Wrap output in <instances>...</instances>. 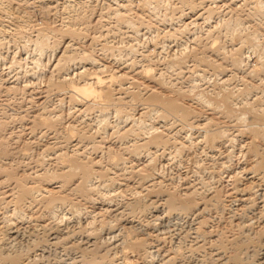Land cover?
<instances>
[{
  "label": "clouds",
  "instance_id": "obj_1",
  "mask_svg": "<svg viewBox=\"0 0 264 264\" xmlns=\"http://www.w3.org/2000/svg\"><path fill=\"white\" fill-rule=\"evenodd\" d=\"M0 264H264V0H0Z\"/></svg>",
  "mask_w": 264,
  "mask_h": 264
},
{
  "label": "rangeland",
  "instance_id": "obj_2",
  "mask_svg": "<svg viewBox=\"0 0 264 264\" xmlns=\"http://www.w3.org/2000/svg\"><path fill=\"white\" fill-rule=\"evenodd\" d=\"M247 188H248V184H244V185H242L241 186V191H245V190H247ZM50 191H54L53 189H49ZM228 195H231V193L229 192V193H227Z\"/></svg>",
  "mask_w": 264,
  "mask_h": 264
},
{
  "label": "bare ground",
  "instance_id": "obj_3",
  "mask_svg": "<svg viewBox=\"0 0 264 264\" xmlns=\"http://www.w3.org/2000/svg\"><path fill=\"white\" fill-rule=\"evenodd\" d=\"M242 190V189H241ZM50 191V190H49Z\"/></svg>",
  "mask_w": 264,
  "mask_h": 264
}]
</instances>
